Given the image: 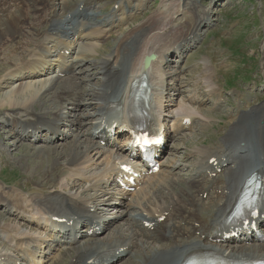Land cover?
I'll return each mask as SVG.
<instances>
[{
  "label": "bare ground",
  "instance_id": "1",
  "mask_svg": "<svg viewBox=\"0 0 264 264\" xmlns=\"http://www.w3.org/2000/svg\"><path fill=\"white\" fill-rule=\"evenodd\" d=\"M83 1L87 2V0H79L76 6L72 5L70 7L69 0H0V124H2L4 129L7 126L8 128L12 127L13 134L20 139L18 144L12 143V138L15 137L12 135L6 136V133H2L0 136V148L1 144H7L6 146L10 149L21 148L22 145L19 143L30 139L36 140L46 130V140H48L49 145H53V147L43 148L48 150L45 151V156L48 158L45 161L50 163V167L48 172H40L38 174H44V176L42 175L44 181H47V184L53 188L60 180L57 181L59 175L65 174L67 170L74 171L70 167L87 166L89 168L92 162H94L93 158L95 155L98 154L102 157L108 151L102 148L99 142L94 140L93 132L95 131L91 134V140L87 138L82 127L86 125L87 121H90L89 124H97V127L94 128L96 131L99 130L104 120L105 112L108 110L107 107L110 105H113L110 109L121 113L134 114L137 112L141 115L146 113L147 106L142 101L149 98L150 102L153 97L154 88L152 84H155V82L152 80L151 84L150 74L158 65V62H153L150 69L145 70L143 68L144 59L153 54L146 51L150 47L149 44L147 46L146 42V39L150 36L149 34L161 26L166 29L161 33L162 35H159V39L157 34H153L154 40L160 46L158 48L152 47L153 52L157 54L160 50L169 52L171 50L169 43H178L186 37L180 36L181 33H178V36L174 35L171 29L176 31V27L172 26L168 30V27L164 23L171 15H169V12H163L165 14L159 15L155 14L142 28L133 30L130 34H123L124 39H119L117 47L114 50L112 49L111 53L105 54V47L99 44L83 42L76 44L77 47L79 46L78 55L91 57L96 68L99 69L98 73L102 81L100 88L97 85H86L85 91L80 89L81 86L83 87L82 83L87 82L91 78L82 79L81 82L76 77L75 79L70 78V81L69 79L62 80L56 74V70L60 68L69 69L66 70L68 74L71 73L74 67L72 65L68 68L66 64L57 66L56 69L54 68L53 75L48 79L34 82L29 81L30 79L45 76L44 72L51 67H48L49 65H46L44 60L37 58L38 53L43 54L40 44L50 43V40L54 38L53 36H59L60 38L68 37L72 33L74 26L81 24V17L76 15L75 12ZM149 1L139 0L137 4L128 2L129 6L122 4L117 12H124L126 19H129L132 13H127V9L134 7L138 11L147 5ZM101 2H105V0H92L90 2L94 6L91 14L89 11L92 8H85L84 14H86L88 20L86 25L93 28L98 23H109L111 28L118 29L119 26L116 24L117 21H115L118 18L117 12H112L108 17L104 18L100 15V9L98 8ZM107 5V3L105 5L100 4L102 7H107ZM70 14L72 17L69 19ZM196 14L198 15L197 18L192 19L189 16V12L183 13V16L188 19L186 26L193 27V30L189 28L191 34L188 36L194 32V36H198L201 26L209 21V13H205V11L204 13H200L197 9ZM41 28L45 29L42 34L39 32ZM45 32L50 33L47 35L49 36L48 38H44ZM103 33L106 32L101 31L100 34L96 32L91 34L90 38H104ZM110 33L112 32L110 31ZM105 35L107 37L108 34L106 33ZM180 37L182 38L180 39ZM161 39H169V41L167 43L158 42ZM184 42L188 43L187 41ZM151 43L155 45V42ZM123 46L124 48L122 49ZM155 46L157 47V45ZM42 50H44L46 57H49L48 54L52 53L44 48ZM122 50L124 62L121 59ZM35 57L37 61L32 60ZM132 57L134 58L131 59ZM116 58V62L112 61ZM167 59L169 58H165L162 61L164 66L169 65L166 62L168 61ZM81 60L83 59L79 58L74 63L75 67L78 63L82 62ZM157 71H161L159 66L157 67ZM129 72L132 74L128 77ZM144 75L147 76L150 85V95H142L139 105L131 97V93L138 90L132 84L135 81L140 84ZM170 75L171 78L177 76L171 73ZM185 75V71H182L181 76L185 78ZM215 76L216 72L213 70L212 74L208 77V82L213 84ZM198 79L196 83L201 85L204 78ZM125 82L128 85L123 91V84ZM180 84L182 85V78L177 76L174 79L173 87L177 88L181 93L183 89ZM70 86H72V90H68ZM193 86L195 87V85ZM205 86L207 87V85ZM173 87H170V91L174 89ZM199 87V89H202L201 86ZM51 92L54 95L51 100H47V96L52 94ZM200 92L202 91L200 90ZM210 93L212 94V92ZM158 100V105L153 107L156 121L161 126L164 124L165 130H167L165 122L169 119L171 111L168 109V106L163 105L161 98ZM72 101L75 102L72 103ZM191 103L192 101L189 99L188 104ZM74 104H76L75 111L83 108L84 104L87 107L94 104L97 113L77 116L74 111L72 112L73 114L62 118L60 116L61 110L65 109L66 105L71 106ZM244 105L246 109L242 108L241 103L237 105L238 118L233 120L234 122L217 146L209 150L206 149L207 151L199 148L200 150H195L196 152L191 153L196 155V162L192 164L190 169L194 170L195 173L185 180L188 189L183 188V186V189L178 187L181 178L176 177L177 173L169 172V174H172L171 176L168 174L158 180L156 179L154 182H149L145 188L143 187L144 189L142 188L135 195L136 201L132 202L126 211L121 212L115 218L106 216L109 215L110 209L105 210L102 203L99 204L100 196L98 193L92 196L91 194H86L87 190L85 189L81 192L85 198L80 196L71 199L61 192L55 193L54 191L48 193L43 188V185L40 184V188L34 189L31 192L34 195L31 200L28 199V201L21 194L10 195L9 205L15 207L17 211H23L22 215H26L27 213L32 214L30 208L37 207L45 211V215L49 221H52V217L75 221L73 226L69 224L59 225L68 234L66 236H58L56 241H54V238L50 240L51 242L63 244L68 239V245L70 246L65 250H60L59 253L61 254L54 257L52 264H63V256L66 252L71 251V249L74 250L75 255L72 257L73 260H71L70 264H90V261L96 256H99V264H116L128 256H130V259L135 256L139 257L137 258L139 263L135 261L134 264H185L192 256L206 253H211L209 255L212 256L218 255L222 259L232 262H254L261 260L264 258V244L256 245L253 243L254 245L245 246L234 241L228 245H218L210 241L213 233L218 230L228 229L225 221L228 220L237 200L243 193L248 178L253 174L261 175L264 178V105H251L247 99ZM219 111L222 114L225 112L223 108L219 109ZM6 113L7 115H5ZM191 115L194 116L193 114ZM192 116L189 115L185 118ZM206 117L207 120L202 122V127L205 131L214 125L212 121L216 119L215 117ZM181 118L184 117L179 116L178 122ZM64 122L74 126L78 125L77 127L80 126L82 129L78 128V133L73 135L74 140L67 148L62 151H54L57 144L59 145L67 140L66 133L61 131ZM149 123H152V121H149ZM22 126L26 129H24L21 135V131L19 130ZM30 128L34 129V135L33 133L29 134ZM178 129L182 131L186 130V128H182L180 125ZM37 132L39 133L38 135ZM62 139L64 141L60 142ZM8 152L9 150L6 151L5 149L3 155L5 153L8 154ZM94 152L95 154L92 156ZM199 153L205 160L198 157ZM55 154H57V157L53 158ZM114 154L116 155V153ZM114 154L112 153L105 158L106 160L111 159V165L115 170L117 166L116 161L127 159L129 153L120 152L118 154L120 155V159ZM32 156L24 155L25 158ZM84 157L87 158L82 160ZM214 158H216L215 162L211 163L210 161ZM62 159H65L64 163L60 162ZM226 164L227 167L224 168ZM172 167L178 168L177 163L174 164L173 161ZM219 168H222L223 172L216 178H212L211 174L215 173ZM104 173L105 170L99 174L98 178L102 179L101 176ZM38 174H32L34 175L33 178L27 176V179L30 178L35 182L38 179ZM54 175H57V177ZM28 183L31 182L29 181ZM74 186V190L77 189L78 185L74 184ZM18 188L22 192L31 190V188H28V185H26L27 191L20 187ZM90 189L96 191V185L90 186ZM0 193L7 195L6 191ZM206 193L209 194L206 199L209 201L208 203H205L204 198H200V196H205ZM121 204L123 206V201ZM129 208H134L135 213H131ZM93 209H95L94 214L91 212ZM261 209L264 211V189L261 196ZM100 210H102V213L107 218L101 217ZM165 213H169L167 220L164 223H158L159 217L165 215ZM8 214L10 215L8 218L0 215V236L3 234L10 237L15 234H21L19 225L27 226L21 224V220H23L21 215H15L16 213L11 211H8ZM102 218L105 219V221H102L105 224L103 231L118 224L114 232H117L119 236L114 238L113 242L97 241L85 244L76 250L73 249L75 248L73 236L75 238L82 234V230H80L81 225H88V230H90ZM37 222L39 228L42 221L37 219ZM150 223L157 224L155 229L147 227ZM262 228L264 234V225ZM19 239L26 238L20 237ZM37 240L39 239H36L35 242ZM46 242L49 241H38L36 243H38L39 247H42L43 243ZM158 242L160 243L159 246L156 245ZM49 246L51 247V245ZM142 247L143 249H141ZM110 251H113V253H108Z\"/></svg>",
  "mask_w": 264,
  "mask_h": 264
},
{
  "label": "rangeland",
  "instance_id": "2",
  "mask_svg": "<svg viewBox=\"0 0 264 264\" xmlns=\"http://www.w3.org/2000/svg\"><path fill=\"white\" fill-rule=\"evenodd\" d=\"M76 1L77 0H69L70 6L73 5ZM138 1L137 0H107L106 1V3L108 4L107 7L99 6L98 8L100 9L99 10L100 13L104 10L101 14H103V16L105 17L106 15L110 13L112 9H114V6H118V5L120 6L122 3H126V2H134L135 4H137ZM190 3H193L194 5H198V6H203V7H200L199 10L202 13H204V11L205 12L211 11L212 15H210V18L207 24L208 26L206 25L201 30L200 35L198 39L196 40V42L190 43V46H189L190 49H189V52L185 54L186 58L184 59L182 63V68L176 67V64L178 63L171 64L173 69H176V70H181L183 68L186 69L184 70L186 73L185 78L181 76L182 85L181 84L180 85H181V88L183 90H187V92L184 95L180 94L177 88H174L173 91H169L170 86H167V83L172 84L173 82H171L170 79L166 80L167 76L160 77V80H159V86H160V89H162L160 93H164L163 99L164 101H166V105L169 106L168 109L171 112H173V114H179L178 111H182L186 109L188 112L197 114L200 120L203 119L202 121L199 122L200 123L199 125H197L196 123L195 128L192 131L185 132L177 142L169 143V145H167V148L165 150V156L163 159V163H165L166 165L163 166V173H162L163 175L162 174L161 175L162 177H165L169 174L166 172L177 173L176 177H178L179 179L181 178V182L179 183V186H178V187H181V189H183L184 187L188 189L185 183V180H187L188 178H184V177H186L188 174V170L185 168V166L186 165L188 166L192 164L193 162V159L191 157L194 155L191 153L196 152L200 150L201 148H202L201 150L207 151L219 144L223 135L226 133V131L231 126V124L234 122L233 120L238 118L237 117L238 114L236 111L238 108L237 105L241 103L242 108L246 109L244 105L246 99L250 101L251 105H254V106L264 105V0H217L215 4H212V5H211V0H195V1L194 0H169V1L150 0L147 4L148 6L147 11L144 13L140 12L141 16L139 18L136 13L137 11L134 7L131 9H127L128 11L131 10V13H132L129 19H126L125 13L122 14L121 18L117 16L118 18L121 19L117 21L116 23L119 26L118 31L122 29L123 27L122 25H128L131 21H135L130 26L123 27L125 31L123 30L122 32H119L118 35H116L115 33H112L111 35L109 34L107 36V39L105 38L106 33H103L102 35L104 39L100 38V40H97V41L89 40L88 42H84V43H92V44L95 43V44L102 45L105 47V50H106L105 51L106 53L104 52L105 54L111 53L115 49V47H117L118 42L121 39L122 40L124 39L123 34H130L133 30L142 28V26H144L145 23L150 18H152V16H154L155 14L159 15V14H162L163 12H168V11H169V15L170 14L171 15L169 16L168 20H166L164 23L168 27V30L172 28V26L176 27V31L171 29L172 32H174V35L178 36L179 35L178 33H181L180 36L182 35V36L187 37L189 34H191V32L189 31L190 27L186 26V21L188 19L186 17H183V13L187 11V12L193 13L192 16H196V18L198 16L195 13L197 12V7L195 6L194 8L195 12H192L191 10L193 9V7H190ZM132 10L135 11V13H133ZM117 14L119 15L118 12ZM169 21L171 22L170 24H169ZM159 29H156L154 32L149 34L150 36H148V38L146 39L147 46L148 44L150 46L149 49H146V51L156 54L157 58H159L158 54L153 52L152 47L158 48L160 46L154 40L153 34H157V37L159 39V35H162L161 33L164 30H166L162 26ZM190 29L193 30V27ZM39 30H40L39 32L42 34L45 29L43 30L41 28ZM104 30L106 31L108 29H104ZM69 36H71V34ZM48 37L49 36L44 35V38H48ZM181 38L182 37H180V39ZM168 41L169 39H165V40L161 39L158 42L167 43ZM151 42H155V45H157V47ZM175 45H178V44L173 43V42L169 43V47L171 48V50L174 48ZM124 46L122 47V49L124 48ZM119 47L121 46L119 45ZM78 50L79 48L77 49V53L74 55V60L79 59V58L83 60H81L82 62L80 66L82 68H80V71H79L80 73L79 72H78L79 74L77 73L78 75L76 76V79L79 82H81L82 79L91 78L87 82L82 83L84 88L81 86L80 89L85 91L86 85H97V87L100 88L102 85V81L100 80V74L98 73L99 69L96 68L95 63L93 62V59L91 57H88L86 55H78ZM160 52H164V51L163 50L158 51V53ZM122 57H123V50L121 52V59ZM133 58L134 57H132L131 59ZM116 60L117 58L115 59L114 62H116ZM158 66H159V63L152 70L150 74L151 84H152V78L155 73V70H156V74H160V72L157 71ZM213 70H215L216 76L214 78V83L212 84L211 82H208L209 81L208 77L209 75L212 74ZM166 71L170 73L174 70L166 69ZM48 77L50 78L51 76L47 75L41 78L30 79L29 81H33V82L37 80L42 81L44 79H47ZM197 78L199 79L204 78L202 79L201 85L196 83ZM71 79H75V76H72ZM62 80H66V79H62ZM183 82H184V86H183ZM204 84L207 85V87ZM193 85H195L196 88ZM198 85L201 86L202 89H199L200 87ZM68 88H69L68 90H72V86ZM166 89H168V91H166ZM200 90L202 92H200ZM204 90H205V93H204ZM211 90L214 91V97L208 103L207 100L209 99H207L208 98L207 91L209 92ZM51 93L52 94L47 96V100H51V98L53 97L54 93L53 92ZM221 97H224V98H221ZM225 97H227L228 102L226 101ZM158 99L160 98L156 97L154 99L153 97V104H152L153 107H156L158 105V102H159ZM186 99L188 100L192 99L191 101L194 102L195 104L187 105L188 101H186ZM219 99H221L220 101H224L226 103L225 104L226 106L219 104L218 103ZM155 100L157 102H155ZM74 102L75 101H72V103ZM205 102L208 104H206ZM75 105L76 104L71 105L72 107L70 111L68 109L70 106L66 105L65 110L64 109H62L63 111L61 110L62 112L60 116L63 115L65 117L66 114L67 115L73 114L72 112L75 111L74 110ZM221 108L225 110L223 114L219 111V109ZM213 109H215V112H217V114H211V111ZM75 112L77 116L78 115L86 116V115H90V113L91 114L95 113L96 108L94 104H91L90 107H87V105L84 104L83 108ZM189 115L192 116L191 114ZM206 116L210 118H213V117L216 118L215 120L212 121L214 125L210 127L207 131H205L202 127V122H205V120H207ZM192 117L195 118V116H192ZM84 126H82L83 129H84ZM69 127L72 129L74 125L69 124ZM82 127L76 126V129L77 130L78 128L82 129ZM91 128H92L91 125L88 124L87 128L83 130L89 140H91V137H92L91 135L92 133L89 134L90 132H88L90 130L92 131ZM12 130H13L12 127L11 128L6 127L4 129L3 126L2 128L0 126V136L2 135V133H6V136L12 135L15 137V138H12V143L18 144L20 139L18 138V136L13 134ZM77 130L74 132L73 135L78 133ZM44 131L46 132V130ZM62 132H65V131H62ZM42 133L36 140L34 139L33 142L41 140ZM50 135L53 136L52 134ZM66 135H67L66 142L57 145L56 147L57 149L55 148L54 151L64 150L74 140L73 139L74 136L72 134L69 135L68 133H66ZM68 138H70L69 141H68ZM62 141H64V139H62L60 142ZM23 142L19 143L20 145H22V147L18 149L16 148L10 149L6 146L7 144L5 145L1 144V148H0V187H1L0 190L1 191L0 192L6 191L7 195H5L4 193H0V205H2V207H0V215H2L3 217H7V218L10 216L8 214V211H11V206H12V205H9L10 195H16L20 193V191L16 189V187H20L24 189L25 191H27L26 185H28V188H31V190L27 191V193H31L34 189L40 188L41 187L40 184H41L43 185V188L47 190L48 193L54 192V191L55 193L63 192L66 195L72 197L71 199H75L80 196L82 198H85V196L81 194V192L84 189L87 190L86 194H91L92 196L94 195L92 193L96 194L95 190H91L90 187L89 188H86V186L84 187L83 182L77 183L75 179L85 174H87V176H90L91 174L97 173L99 170H101V168H103V164H105L106 162L105 160L106 154H104V156L101 157V155H98V154L94 156L95 152L92 153V156H94L93 158L94 162H92V165H91L92 167H90L89 170L82 171L81 174H77V176L74 175L75 177H70V176H73L71 170L65 171V174L59 175V177H57V175L56 176L54 175L55 177H57V181L59 179L60 180L57 182V184H55V187L53 188L52 186L47 184V181H44L43 179L44 174H42L43 176L41 174H38L40 172H44V173L48 172L49 167H50V163L48 161H45L48 159L47 156H45L46 154L45 151H48V150L43 149L45 147L42 144V140H41V143L40 142L38 144L34 143L33 145L31 143H25V141ZM5 149L6 151L9 150V152L8 154L5 153L3 155V151H5ZM24 155H30V156L33 155V156L29 158L28 157L25 158ZM55 157H57V154L53 156V158ZM198 157H201L202 160H205L204 157H202L200 153L198 154ZM86 158L84 157L82 160H85ZM64 161L65 159H62L60 162L64 163ZM173 161H174V164L177 163L178 168L172 167ZM74 167L75 166H72L70 168H74ZM171 173L169 174L170 176L172 175ZM32 174L39 175L37 181L34 182L30 178L27 179V176H31L33 178L34 175ZM181 174L184 175L183 178ZM173 177L175 178V176ZM94 179L99 180L98 176H95ZM29 181L31 183H28ZM74 184L78 185L77 189L75 190H74V187H75ZM79 185H81L82 187ZM93 185L97 186V183L92 184L91 186ZM5 186H7L8 188H6ZM12 190H14V192H12ZM25 196L28 199L30 198L29 200L32 199V195L25 194ZM134 196L135 194L133 195V197ZM133 197H131L130 200L127 203H125V206L122 207V209L118 208V210H125L127 208V205L131 204L132 200L133 202L134 200L136 201L135 199L136 197L134 198ZM102 200L103 198L102 199L100 198V201ZM100 201L99 203H101ZM111 201L116 202L115 198H113ZM208 202L209 201H207L206 203ZM3 206L9 207L10 209L6 211V208ZM103 208L105 210H108L104 207V205H103ZM113 208H114L113 214H117L118 211L116 210L114 206ZM133 209L134 208H129V211L131 213H135V209L134 210ZM31 210L33 213L34 208H31ZM18 212H21V211H18ZM23 213L24 212L22 211L18 215H21V218L23 219L21 220V224L27 225L26 223H24L25 215H22ZM99 213L100 215L103 214L102 210H100ZM117 225L118 224H115L116 227L113 226L110 229L105 230L106 231L105 234H103V236H101V238H99L98 240H80L81 245L84 246L85 244L97 242V241L113 242V239L119 236L117 232H114V230L117 228ZM83 226H88V225H81V227ZM36 228L39 230L38 226H36ZM19 230L21 233L19 235H22V234L25 235L29 233V236H35L33 228L31 229V227H29L28 225L27 226L19 225ZM38 235H41V234H38ZM11 239L12 238H10L9 240ZM19 240L25 241L26 239H19ZM65 243L68 245V239H67V242ZM69 243H70V240H69ZM158 243H156L157 246H159L160 244ZM78 247L74 249L76 250L78 249ZM141 249H143V247ZM141 249L140 251H142ZM0 252L8 253L9 248H5V246L1 244ZM74 255H75L74 250L66 252L65 255L63 256L64 257L63 264H70L71 260H73L72 257ZM129 257L130 256L126 257L125 259H123L121 262L117 264H134V262L137 261V258H139L135 256L130 259ZM53 260L54 258L52 259V261ZM136 263H139V262L137 261Z\"/></svg>",
  "mask_w": 264,
  "mask_h": 264
},
{
  "label": "water",
  "instance_id": "3",
  "mask_svg": "<svg viewBox=\"0 0 264 264\" xmlns=\"http://www.w3.org/2000/svg\"><path fill=\"white\" fill-rule=\"evenodd\" d=\"M150 60H151V58H148L147 60H146V66H148L149 65V63H150Z\"/></svg>",
  "mask_w": 264,
  "mask_h": 264
}]
</instances>
